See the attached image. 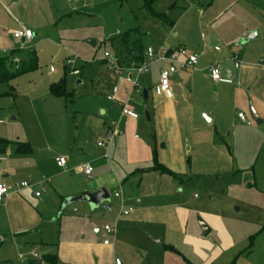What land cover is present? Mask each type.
Listing matches in <instances>:
<instances>
[{
	"label": "rangeland",
	"instance_id": "1",
	"mask_svg": "<svg viewBox=\"0 0 264 264\" xmlns=\"http://www.w3.org/2000/svg\"><path fill=\"white\" fill-rule=\"evenodd\" d=\"M212 1L0 0V8H12L7 12L0 9V28L5 21L12 31L22 27L31 29L35 34L32 42L14 39L13 32L2 37L0 51L4 53L0 57L8 60V70L15 73L19 51H35L38 57L35 71L0 85V93L14 96L0 98V139L25 142L32 148L33 154L22 157L11 146L0 157L7 158L11 166L22 169L24 161L15 163L11 156L29 161L21 176L28 174L29 170L34 175H40L46 166L45 161H54L57 155L67 160L70 156L81 160L83 154L78 149L97 146L104 141L105 134L99 127L101 115L115 105L108 100V95L117 85L118 78L122 77L120 71L128 64L121 38H141L145 46L151 44L154 50L165 46L169 30L158 25L159 22L149 15L146 3L150 2L153 11L168 15L175 23L183 15L178 23L181 36L178 39L173 37L174 46L180 44L190 52L195 49L198 54L203 49L207 50L203 60L208 63L221 62L223 66L225 62L220 60L227 58L234 64V55L239 52L240 56L264 57V0H238L223 13L216 16L207 13L204 17ZM9 15L16 20H10ZM250 33L258 38L240 43ZM202 35L207 38L204 43L201 42ZM217 36L224 40L222 50L208 47L210 38L218 42L215 39ZM105 54L110 58L105 59ZM69 61L76 63L68 65ZM51 69L53 72H50ZM75 69L80 71V76L73 75ZM175 74L172 73V76ZM63 81L68 94H71L68 99L55 97L50 92V86ZM79 81L82 83L78 84ZM111 123L118 124L116 120H111ZM237 124L239 127L232 133L225 130L216 136L218 145L223 149L219 151V163L212 167L214 172L210 176L192 177L188 164L186 176L179 175L182 182L163 176L160 179L163 183H160L154 173L130 172L121 181L119 192L126 200L124 209L133 210L131 217L135 216L140 206L154 207L160 210V214L146 213L148 217L159 218L169 227L179 220L183 221L187 236L195 237L213 249L221 246L218 240L221 241V235L226 237L227 234L234 247L224 252L215 264H228L229 261V264H264V137L246 130V124L240 120ZM104 150L102 160L111 167V174L117 176L119 168L126 163L122 158L106 153V148ZM88 165L94 170L91 164ZM229 172L233 173L228 175ZM19 176L10 175L3 182H30ZM33 183L36 184H33V187L36 186L33 191L42 196V201L46 200L50 213H53L49 201L51 189L37 188L36 180ZM146 186L151 190L161 188L162 197L143 198L142 187ZM107 192L110 196L115 193L111 187ZM120 201L112 197L111 205L120 207ZM184 214H187L186 219H183ZM108 216L103 207L91 211L86 203L74 204L56 223L48 225L46 232L51 237L64 236L96 243L102 238L96 236L95 230H104ZM200 221L210 229L214 227L215 231L204 237ZM150 224H132L129 228H124L121 223L118 225L115 264L155 263L153 257L157 260L164 247L161 245L160 253L152 252L147 249L145 240L152 239V232L164 234V229L159 226L154 228V222ZM109 226L115 229L114 225ZM112 240L109 237V241ZM195 246V243H188L181 247L191 264H201L202 254L212 255L209 248L202 246L197 251ZM34 255L41 260L46 255L44 247L14 244L8 236L0 234V264H29Z\"/></svg>",
	"mask_w": 264,
	"mask_h": 264
},
{
	"label": "crops",
	"instance_id": "2",
	"mask_svg": "<svg viewBox=\"0 0 264 264\" xmlns=\"http://www.w3.org/2000/svg\"><path fill=\"white\" fill-rule=\"evenodd\" d=\"M237 2L238 0H213L209 7L207 6L208 9L202 14L204 17L207 13L216 16L235 3L237 4ZM0 9L7 12L11 11L12 8ZM182 17L183 15L177 23L168 17L167 23L157 21L159 22L158 25L169 30L164 42L165 46L160 50L171 52L169 55L175 56L178 60L181 57L177 55V51L183 47L180 44L174 46L172 39L173 37L178 39L181 36L178 31V23ZM208 18L211 19V17ZM208 18L206 19L209 20ZM9 19L16 20L11 15H9ZM1 26L0 41H2L3 36L6 37L10 32L24 30L19 27L12 31L5 21ZM203 36L201 42L204 43L207 38ZM149 37L151 38L152 35ZM243 37L245 36L243 35ZM257 38L258 36L255 35L253 40ZM215 39L218 40L219 49L222 50L223 38L217 36ZM149 47L152 48V45H147V48ZM185 50L188 54L200 56L198 57V65L194 69H181L177 63L173 64L171 61L156 63L151 66L149 73L140 77L139 88L133 87L126 80L125 74L121 72L122 77L118 78L116 83L119 87V93L116 101L113 102L115 105L102 112V120L99 122V127H102L100 130L102 134L113 131L115 126L111 123V120L118 122L117 135L113 143L106 149V153H111L115 158L120 157L126 163L124 167L119 168L117 176L111 174V167L102 160L105 150L99 147L98 144L97 146H86L78 149L83 154L81 158L83 161L70 156V159H66V167H60L56 163V158L61 155H57L54 161H45L46 166L40 175H34L32 170H29L28 174L21 176L23 174L21 171L28 166L29 161L18 160L20 158L16 159V156H11V160L13 159L12 161L15 163L24 161L25 166L22 169L11 166L8 164L7 158L0 157V183L11 189V193L0 203V234H3L4 237L8 236L11 243L14 244L21 245L23 243L44 247L46 255H43L41 260L33 256V261L29 264H49L46 261L48 258H57V264H115L118 253L116 228L120 223L123 224L124 228H129L132 224H150V222L151 224L152 222L155 223L153 224L154 228L157 226L163 227L164 234L159 235L152 232V239L145 240L147 241L145 243L148 246L147 249L152 250V252L160 253L161 245L164 247L157 260L153 257V261H155L153 264H191L181 251L182 245L188 243H195L197 251L200 250V247L205 246L212 252V255L209 256L207 254L201 255V264H215L223 257L224 252L234 247V243L227 234L226 237L221 235V241L218 240L221 244L220 247L213 249L207 243L204 245L199 239L186 235V224L183 221L179 220V224L169 227L161 219L158 220L159 218L155 219L150 216L149 218L146 213L151 214V212H154V214L156 213L155 216H158L160 210L147 207L146 204L137 209L135 216H132L133 218L131 214L123 216L120 214V210L124 208L123 205L126 204V200L122 199V194L121 199H117L121 200L120 207L111 205L110 201L108 203L111 208L113 207V210L111 212L106 211L109 214L106 226H115V229L113 228L115 230L114 236L108 235L105 230H95L96 236L102 238L95 243L93 241H78L64 236L51 237L46 232V230H49L46 227L56 223L60 216L66 212L67 209L60 215L62 203L65 199L84 192L107 190L109 187L113 188L115 193L119 192L121 181L126 179V175L130 172L144 175L154 173L158 176L157 179L158 182L161 181L160 183H163L160 180L163 179V176L182 182L179 175L186 176L188 164L192 177L210 176L209 174L214 172L212 167L219 163V151L223 149L222 146L218 145L219 140L216 136L220 135L222 131L230 130L232 133L238 128L239 124L237 123L240 120L238 117L240 112H243L252 121L251 126L246 125V130L264 137V66L260 64L261 59L264 57L260 59L253 58L248 54L240 56V52L239 54L236 53L234 58L236 57L238 67L235 65V60L234 64L227 58L220 60L225 62L223 66L220 62L222 81L215 82L209 74V68L215 64L203 60L207 50H201L200 54L195 49L194 52ZM17 60L18 62L15 64H19L23 60V56L19 55ZM154 67L156 68L153 69ZM164 68L171 72L170 97L162 94L158 89L161 70ZM172 73L176 74L172 76ZM79 82V84L82 83ZM139 92H141L140 98H138ZM124 105L129 106L136 112L139 119L133 120L122 117L121 109ZM251 106H253L254 111L261 120L260 125H257L252 119ZM146 112L149 114V118L146 117ZM254 126L259 128L253 129ZM10 141L25 143L16 140ZM32 154L33 150L29 155H19L23 157ZM228 161L230 162V159ZM85 163L94 167L91 179H87L81 170V165ZM157 165L160 167L159 169H157ZM229 165L231 167V163ZM196 167L199 170L195 169ZM163 169L169 170L173 175L165 173ZM10 175H15L17 178L20 175L23 180L28 179L32 185L34 184L33 180H36L38 182L37 188L43 186L51 189L52 194L49 201L54 209L53 213H50V206H48L46 200L42 201V196H36L33 191L36 186L31 189L17 191L15 189L17 182H3L9 179ZM160 183L158 187H160ZM142 188L144 189L142 192L143 198L145 197L146 200L152 196L161 198L163 195L161 188L157 190H151L149 186ZM110 197L116 200L114 195ZM140 204L143 205L144 201ZM186 215L184 214L183 219H186ZM212 229L211 233L215 231L214 227ZM109 237H112L113 240L110 241L109 245H104V241L109 240ZM165 239L166 242H164ZM149 258L152 259V257Z\"/></svg>",
	"mask_w": 264,
	"mask_h": 264
},
{
	"label": "built area",
	"instance_id": "3",
	"mask_svg": "<svg viewBox=\"0 0 264 264\" xmlns=\"http://www.w3.org/2000/svg\"><path fill=\"white\" fill-rule=\"evenodd\" d=\"M69 2H71V0H69ZM13 37L16 40L30 41L34 39V33L32 30L24 29V30H19V31L14 32ZM3 53L4 52L0 51V54H3ZM177 55L183 59L179 61L175 56H170L169 52L166 50H154L153 48L149 47L146 51V61L143 64L131 63L130 65L122 69L120 72L125 74L126 80L129 83H131L133 87L139 88L140 77L144 74L149 73L151 66H153L156 63L171 61L173 64L177 63L181 69H194L198 65V57L195 55L188 54L184 48L178 49ZM109 58H110L109 55L105 54V59H109ZM234 60L236 62V57L234 58ZM74 63L76 62L69 61L68 65H71ZM260 64L264 66V58L261 59ZM235 65L236 67L239 66L237 62L235 63ZM51 72H53V69H51ZM209 74L213 81L215 82L222 81L221 65L220 64L212 65L209 68ZM73 75L75 76L80 75V71L75 70L73 72ZM170 76H171L170 70L165 69V68L162 69L161 74H160V83L158 87L159 91L162 94H166L169 97L171 96ZM118 93H119V87L116 85L114 86L112 92L108 95V100L111 102L116 101ZM121 115L122 117L130 118L133 120L139 119V115L127 105H124L122 107ZM238 117L246 125L248 126L252 125V121L249 120L243 112H240ZM114 126H115V130L109 131L108 133L105 134L104 141L98 143L99 147L107 149L113 143L117 135L116 128H118L117 125H114ZM56 163L60 167H66L67 160L63 157H58L56 159ZM81 170L87 179L92 178L94 170L90 165L88 164L81 165ZM31 188H33V185L31 182L17 183L15 185V189L17 191L23 190V189H31ZM10 193H11V189L7 187L6 185H4L3 183H0V203L3 202ZM36 196L39 197L40 195L36 194ZM114 197L116 199H121V193L116 192L114 194ZM100 207H103L104 210L107 212L112 211L111 205L109 203H103ZM132 212H133L132 209L126 210L124 208H121L120 210V214L123 216H128ZM104 230L110 236L115 235V230L109 225L105 226ZM109 244H110L109 240L104 241V245H109ZM34 257L37 258L36 255H34Z\"/></svg>",
	"mask_w": 264,
	"mask_h": 264
},
{
	"label": "trees",
	"instance_id": "4",
	"mask_svg": "<svg viewBox=\"0 0 264 264\" xmlns=\"http://www.w3.org/2000/svg\"><path fill=\"white\" fill-rule=\"evenodd\" d=\"M145 8L153 19L159 22L167 23V15L153 11L150 2L146 3ZM120 43L126 52L127 59H129L128 65L131 63L143 64L146 61V51L148 48L147 45L145 46L141 38L130 39L129 36H126L121 38ZM17 55H22L23 60H21L19 64H15L16 71L14 74L8 70V60L0 57V85L9 84L17 76L33 72L38 68V57L35 51H19ZM50 92L53 96L64 99H68L71 96V94H68L67 92L65 81L60 84L50 86ZM10 96L14 97L10 93H0V98ZM12 145L16 147L17 153L20 155H29L32 152V148L27 143L0 139V156L5 155L9 147ZM159 168L160 167L157 165V169ZM163 171L167 174L173 175L169 170L163 169ZM46 261L49 264L58 263L57 258H48Z\"/></svg>",
	"mask_w": 264,
	"mask_h": 264
},
{
	"label": "water",
	"instance_id": "5",
	"mask_svg": "<svg viewBox=\"0 0 264 264\" xmlns=\"http://www.w3.org/2000/svg\"><path fill=\"white\" fill-rule=\"evenodd\" d=\"M254 37H255V35L248 34L247 38L242 40L240 43L245 44V43L253 40ZM91 44L94 45V43H91ZM209 47L219 50V43L217 41L213 40L212 38H210ZM172 67H173V65H172ZM79 83L80 82H78V84ZM251 116H252L253 121H255V123L257 125L261 124V120L259 119V116L257 115V113L254 111L253 106H251ZM146 117L149 118V114L147 112H146ZM110 201H111L110 194L105 189H100L96 192H84V193H81L77 196L65 199L64 202L62 203L60 215L63 214V212L69 206L74 205V204L86 203L90 207L91 211H95L103 203H108ZM199 223H200L201 230L203 232V236L207 237L211 233V229L202 221H200Z\"/></svg>",
	"mask_w": 264,
	"mask_h": 264
}]
</instances>
